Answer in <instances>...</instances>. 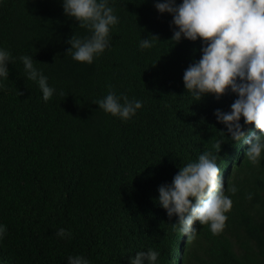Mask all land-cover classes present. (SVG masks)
Listing matches in <instances>:
<instances>
[{
	"label": "trees",
	"instance_id": "1",
	"mask_svg": "<svg viewBox=\"0 0 264 264\" xmlns=\"http://www.w3.org/2000/svg\"><path fill=\"white\" fill-rule=\"evenodd\" d=\"M109 4L119 22L88 64L66 52L71 35L90 31L64 13L62 0H0V47L16 57L0 84V223L7 226L0 264H67L76 254L91 264H130L149 248L158 250L157 264H264V157L249 162L248 145L233 141L214 114L230 111L237 94L196 100L185 89L183 72L201 56V40L171 39L172 14L155 0ZM148 37L152 47L141 49ZM22 54L56 89L47 102L27 79ZM109 90L143 105L128 120L106 113L95 101ZM244 130L259 132L254 122ZM204 151L227 169L233 203L222 231L197 221L186 241L158 203V186ZM233 184L235 194L227 191ZM60 227L71 238L58 237Z\"/></svg>",
	"mask_w": 264,
	"mask_h": 264
},
{
	"label": "clouds",
	"instance_id": "2",
	"mask_svg": "<svg viewBox=\"0 0 264 264\" xmlns=\"http://www.w3.org/2000/svg\"><path fill=\"white\" fill-rule=\"evenodd\" d=\"M155 8L172 14L171 24L175 42L182 37L201 40V56L190 63L183 72L184 87L193 97L200 99L206 93L217 97L226 90L236 93L230 111L214 110L216 119L226 125L233 141L243 142L245 157L252 164L264 157V0H155ZM64 13L89 29L90 35H71L66 49L73 60L93 63L109 47L110 31L119 17L109 0H62ZM157 37L155 35H152ZM153 40L141 38V49L152 47ZM11 51L0 47V84L9 77V63L15 60ZM19 60L27 79L36 82L47 102L56 89L48 83L43 70L37 68L30 54H22ZM104 112L128 120L143 105L142 100L129 98L123 93L109 90L95 101ZM243 117V124L240 122ZM254 122L259 132H245L244 125ZM239 146V143H238ZM221 140L214 148L218 153ZM241 147V145H240ZM212 151H204L198 158L179 167L170 183L158 186L156 198L169 217L176 216L173 230L180 237L195 238L199 221L207 224L213 234L225 227L226 213L232 207V199L226 194L223 177L227 174L216 163ZM222 171V172H221ZM236 185L227 188L235 194ZM251 198V193H249ZM7 233V226L0 223V240ZM60 238H71V232L60 227ZM158 250L149 248L137 251L130 257V264H157ZM67 264H91L83 255H69Z\"/></svg>",
	"mask_w": 264,
	"mask_h": 264
}]
</instances>
